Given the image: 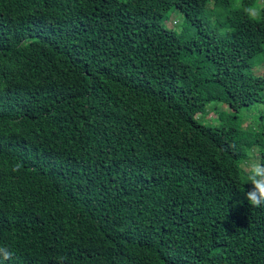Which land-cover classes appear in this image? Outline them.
Returning <instances> with one entry per match:
<instances>
[{
  "label": "trees",
  "instance_id": "trees-1",
  "mask_svg": "<svg viewBox=\"0 0 264 264\" xmlns=\"http://www.w3.org/2000/svg\"><path fill=\"white\" fill-rule=\"evenodd\" d=\"M208 1L0 0L11 264H264L242 172L264 154V19L211 22Z\"/></svg>",
  "mask_w": 264,
  "mask_h": 264
},
{
  "label": "clouds",
  "instance_id": "clouds-1",
  "mask_svg": "<svg viewBox=\"0 0 264 264\" xmlns=\"http://www.w3.org/2000/svg\"><path fill=\"white\" fill-rule=\"evenodd\" d=\"M230 8L243 12L252 22L264 19V0H252L245 4L244 0H231ZM22 168V162H17L12 171ZM243 178L251 184V189L244 191V197L251 207L264 206V154L252 153L242 165ZM245 183V184H246ZM16 257V251L8 244H0V264H11ZM54 264H67L65 255H57Z\"/></svg>",
  "mask_w": 264,
  "mask_h": 264
},
{
  "label": "rangeland",
  "instance_id": "rangeland-1",
  "mask_svg": "<svg viewBox=\"0 0 264 264\" xmlns=\"http://www.w3.org/2000/svg\"><path fill=\"white\" fill-rule=\"evenodd\" d=\"M231 5V0L228 5H218L214 6L211 0L207 2V5L204 9V16H206L211 22H216L219 19H222L224 14L226 13V8ZM184 14L178 9V7H173L169 10L167 15L165 16V22L170 27H176L181 29L184 26ZM253 70L255 72H263L264 71V54L259 53L253 59ZM221 108H228L225 105H220ZM258 107L262 108V104H258ZM242 112L248 113L246 108L241 109ZM217 112L215 109H208L206 113L202 116L203 120L206 121H216L217 120Z\"/></svg>",
  "mask_w": 264,
  "mask_h": 264
}]
</instances>
